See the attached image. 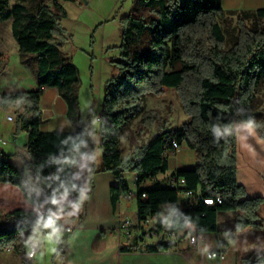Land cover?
<instances>
[{"label":"trees","instance_id":"trees-1","mask_svg":"<svg viewBox=\"0 0 264 264\" xmlns=\"http://www.w3.org/2000/svg\"><path fill=\"white\" fill-rule=\"evenodd\" d=\"M9 1L0 0V24L12 20L21 63L31 69L38 89L0 93V109L23 107L18 127L29 134L24 166L0 151V250L21 251L34 230H49L58 242L53 262L59 264L71 233L58 238L63 231L54 225L49 207L61 221L73 205L84 206L87 184L76 169L88 162L93 146L91 120L82 117L79 107L80 72L63 51L70 41L62 23L68 18L64 4L74 0H13L12 8ZM227 14L221 0H138L134 13L122 20L120 55L113 61L119 76L106 83L99 115L103 154L97 172H110L117 181L110 190L114 208L131 191L124 175L135 174L138 221L157 217L158 233L216 232L218 214L225 211L236 212L235 232L264 225V199L246 198L236 157L237 125L255 128L264 140V9L238 15V33L229 50L220 24ZM45 88L58 90L74 131H42ZM164 88L178 91L189 120L180 129H169L161 120L155 137L123 157L121 132L141 115L144 97L162 95ZM156 120L159 116L145 114L141 126ZM174 142L196 152V166L171 175L185 180L184 186L172 188L169 178L161 182L158 176L167 173ZM95 173L88 163V177ZM147 182L152 184L145 186ZM188 191L194 196L181 200ZM198 194L222 203L207 205ZM138 239L121 251L141 250ZM175 246L160 240L146 249L159 253ZM263 263L264 255L243 260ZM22 264H31L29 258Z\"/></svg>","mask_w":264,"mask_h":264},{"label":"crops","instance_id":"crops-1","mask_svg":"<svg viewBox=\"0 0 264 264\" xmlns=\"http://www.w3.org/2000/svg\"><path fill=\"white\" fill-rule=\"evenodd\" d=\"M221 5L227 13H230L231 17L238 18L242 12H255L264 9V0H221ZM7 22L9 29L12 28V20ZM4 42L5 40L0 36V93L37 90L38 84L31 69L18 60L19 46L17 42L11 43L9 51H7ZM12 66L14 70L13 73H10ZM3 76L7 77L6 81H2ZM164 90L174 89L164 88ZM17 110V107L3 109V120L0 121V151L13 155L14 163L22 167L28 160L26 147L29 134L19 129L18 116L22 112L16 116ZM40 110L42 112V131L72 132L75 130L67 118V105L57 89L45 88L40 102ZM9 116L13 117V121L8 120ZM98 116L99 114L90 119L94 134L88 163L93 165L96 173L88 177L87 210H84V216L81 219L75 216L68 223L69 226L74 227V230L66 240L65 254L59 259V264H243L244 259L253 255H264V225L261 229L249 227L235 232L236 212L234 211L218 214V230L216 232L196 233L192 231L175 242L176 246L170 250L159 253L148 251L147 246L157 244L162 238L161 234L150 237L145 234V231L157 228L158 219L154 217L147 221V225L149 222L151 223L148 228L143 227L144 223L140 224L139 221L137 224L134 223L132 217L138 220L137 199L132 201L121 199L117 206L113 207L110 190L111 187L117 185V181L110 172H97L102 165L103 154ZM84 119L86 118L84 117ZM47 122L49 125L45 128L44 123ZM236 130L238 183L245 188L246 198L261 197L264 199V140L251 126L237 125ZM121 134L120 148L122 156H125L127 153L124 152ZM126 139L128 151L132 153L137 147L134 137L127 136ZM167 161V173L158 176V180L161 182H165L179 170L194 169L196 152L182 146L177 153L171 151L167 156ZM129 175L132 176L133 185L127 178ZM124 179L128 182L131 191L137 193L135 189L136 175L128 173L124 175ZM151 184L152 182H147L145 186ZM184 199L187 197L182 196L181 200ZM260 212L264 219V204ZM127 219L133 222V227L128 232H121L120 224ZM48 232L49 230L45 232L43 238ZM232 233H234L233 236H231ZM59 235L60 237L64 236L63 232ZM190 235L197 237L196 243L189 240ZM136 239L142 247L141 250L136 252L121 251L122 245H133ZM55 250L56 247L53 253ZM219 251L225 254L224 259L208 257L209 253ZM29 261L31 264H39L36 259L33 261L29 259Z\"/></svg>","mask_w":264,"mask_h":264},{"label":"rangeland","instance_id":"rangeland-1","mask_svg":"<svg viewBox=\"0 0 264 264\" xmlns=\"http://www.w3.org/2000/svg\"><path fill=\"white\" fill-rule=\"evenodd\" d=\"M137 2L138 0H74L64 4L68 12V18L63 20L62 23L70 41L65 45L63 51L80 72L78 97L83 118L93 119L97 114L100 115L105 97L106 83L119 76V70L113 61L120 55L119 47L123 40L122 20L134 13ZM14 4L13 0L7 2L9 8H12ZM146 16L149 18L150 14L147 13ZM237 20L238 18L231 17L230 13L220 20L226 40V50H229L234 44L235 36L238 33ZM252 23L253 20L249 21L248 25L250 26ZM8 25V22L0 25V36L5 40L4 45L7 47V51L11 50L13 41L16 43L13 38L12 28L10 27L9 29ZM19 57L18 60L21 63V57ZM11 70L10 73H13V66ZM6 79V76L2 77V81H6ZM260 94L264 100L263 92L261 91ZM142 107L141 115L128 129L121 132L124 152L125 154L127 153L123 157L129 156L135 151L129 153L127 136L134 137L136 148L142 147L148 143L154 134L157 135L160 132L161 120H165L168 123L169 129H180L189 120L183 109L181 97L176 90H163L162 95L148 94L143 99ZM263 108L260 111L264 112ZM21 112H23V107L18 108L16 116ZM3 113V109H0V121L3 120ZM145 114H154L159 116L160 120L154 121L150 126L143 129L141 125ZM44 125L46 128L49 123H44ZM76 172L79 179L88 185V162L81 163L77 167ZM127 178L130 184L133 185L132 176L129 175ZM135 189L137 191V188ZM86 202L85 200L82 207L73 205L68 214L60 216V220L65 227H71L68 223L75 218L72 216H84V210H87ZM54 218L55 214H52L53 223H55ZM132 219L134 223H138V220H135L134 217ZM144 226L148 228L151 223L149 222L148 225ZM44 234L40 229L34 230L21 251L0 250V264H22L23 260L29 258V253L32 249L36 250V260L39 261V264H54L53 257L56 254L58 242L51 231L45 235V238H43ZM58 238H60V235H58ZM55 247L56 250L53 253Z\"/></svg>","mask_w":264,"mask_h":264},{"label":"built area","instance_id":"built-area-1","mask_svg":"<svg viewBox=\"0 0 264 264\" xmlns=\"http://www.w3.org/2000/svg\"><path fill=\"white\" fill-rule=\"evenodd\" d=\"M8 120L9 121H13V117L9 116ZM173 146H174L173 152H176V153L178 151H180L181 148H182L177 142H174ZM168 185L170 187H172V188H175V187L180 186V185L184 186L185 185V180L184 179H180L179 181H177L174 178H169L168 179ZM193 196H194L193 192H191V191H188L187 194H186L187 198L188 197H193ZM146 198H147V196L144 194L142 196V199H146ZM122 199L127 200V201L135 200V199H137V193H135L134 191H129L122 197ZM198 199L199 200H203L204 203L207 204V205H214L216 203H218V204L222 203L220 198H217L216 200L215 199H207V198L203 199L200 194H198ZM170 207H172V206L171 205L167 206L166 209H169ZM49 211H50L51 215L55 214V218H54L55 223L54 224L58 225L62 229L64 236L66 234H70V233L73 232L74 227H65L62 224V222L58 220L56 212H55V210L52 207H49ZM146 223H147V221L143 224V227H144V225H146ZM131 227H133V222L131 220L127 219V220H124L120 224L119 230L121 232H123V231L128 232L131 229ZM145 234L148 237L161 234L162 235L161 240L178 242L182 237L188 235L189 233L188 234H185L183 232H179V233H158L157 230L154 228L153 230L145 231ZM129 235L131 236V233H129ZM189 240L192 243H196L197 242V237L195 235H193V236L190 235L189 236ZM36 255H37L36 250L32 249L31 252L29 253V259L30 260L36 259ZM208 257L209 258H221V259H224L225 258V254H223L220 251L219 252H211V253L208 254Z\"/></svg>","mask_w":264,"mask_h":264},{"label":"snow or ice","instance_id":"snow-or-ice-1","mask_svg":"<svg viewBox=\"0 0 264 264\" xmlns=\"http://www.w3.org/2000/svg\"><path fill=\"white\" fill-rule=\"evenodd\" d=\"M49 223H51V221H49Z\"/></svg>","mask_w":264,"mask_h":264}]
</instances>
